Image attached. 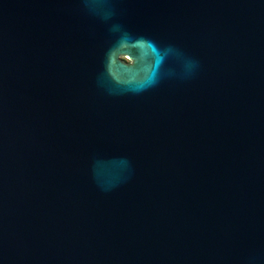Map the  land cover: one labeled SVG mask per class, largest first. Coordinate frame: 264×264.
I'll use <instances>...</instances> for the list:
<instances>
[{"label": "water", "instance_id": "95a60500", "mask_svg": "<svg viewBox=\"0 0 264 264\" xmlns=\"http://www.w3.org/2000/svg\"><path fill=\"white\" fill-rule=\"evenodd\" d=\"M0 264H264V0H0Z\"/></svg>", "mask_w": 264, "mask_h": 264}]
</instances>
